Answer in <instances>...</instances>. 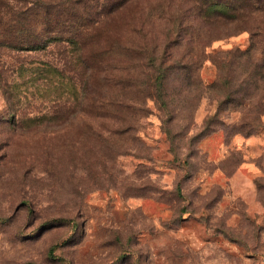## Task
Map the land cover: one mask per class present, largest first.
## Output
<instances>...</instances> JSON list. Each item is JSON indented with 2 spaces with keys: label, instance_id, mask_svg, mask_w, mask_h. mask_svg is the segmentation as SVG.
Here are the masks:
<instances>
[{
  "label": "rangeland",
  "instance_id": "rangeland-1",
  "mask_svg": "<svg viewBox=\"0 0 264 264\" xmlns=\"http://www.w3.org/2000/svg\"><path fill=\"white\" fill-rule=\"evenodd\" d=\"M203 1L0 47V264H264V0Z\"/></svg>",
  "mask_w": 264,
  "mask_h": 264
},
{
  "label": "trees",
  "instance_id": "trees-1",
  "mask_svg": "<svg viewBox=\"0 0 264 264\" xmlns=\"http://www.w3.org/2000/svg\"><path fill=\"white\" fill-rule=\"evenodd\" d=\"M95 0H0V47L37 45L43 34L54 28H69L72 38L80 41V53L85 38L93 28L105 5ZM222 0H204L212 12L223 14ZM227 16V15H226ZM68 29V30H69Z\"/></svg>",
  "mask_w": 264,
  "mask_h": 264
}]
</instances>
